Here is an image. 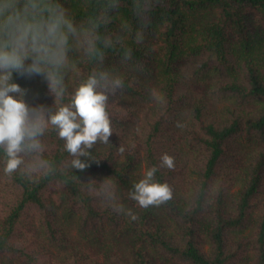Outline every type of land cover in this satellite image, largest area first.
I'll use <instances>...</instances> for the list:
<instances>
[{
    "label": "trees",
    "instance_id": "obj_1",
    "mask_svg": "<svg viewBox=\"0 0 264 264\" xmlns=\"http://www.w3.org/2000/svg\"><path fill=\"white\" fill-rule=\"evenodd\" d=\"M63 2L77 19L95 7ZM145 21L137 44L140 22L121 0L107 29L132 60L106 50L124 87L109 94V142L80 157L83 170L51 128L46 175H6L0 150V264H264V0H151ZM91 68L66 82L64 103ZM12 79L30 107L54 106L42 76ZM153 166L173 198L142 208L129 192Z\"/></svg>",
    "mask_w": 264,
    "mask_h": 264
},
{
    "label": "clouds",
    "instance_id": "obj_2",
    "mask_svg": "<svg viewBox=\"0 0 264 264\" xmlns=\"http://www.w3.org/2000/svg\"><path fill=\"white\" fill-rule=\"evenodd\" d=\"M92 3L93 10L77 19L63 0H0V150L6 175L19 171L31 179L35 173L53 171L42 155L41 138L49 128L64 141L63 150L72 157V169L83 170L86 164L80 157L88 156V149L98 141L109 142L113 131L107 102L110 93L124 87V80L103 67L106 50H118L123 63L132 60V49L125 46L120 32L107 30L121 0ZM150 5L151 0H132L133 15L140 22L134 32L137 44L144 41ZM120 29L132 32L126 21L121 22ZM81 64L92 65L91 71L78 81L70 100L64 103L66 82L80 76ZM14 72L27 78L42 76L54 96V106L30 107L24 99L25 90L13 82ZM160 166L174 169V158L162 154ZM157 171L155 166L147 169L129 192L142 208L160 206L173 198L171 186L154 179ZM127 215L137 219L131 210Z\"/></svg>",
    "mask_w": 264,
    "mask_h": 264
},
{
    "label": "rangeland",
    "instance_id": "obj_3",
    "mask_svg": "<svg viewBox=\"0 0 264 264\" xmlns=\"http://www.w3.org/2000/svg\"><path fill=\"white\" fill-rule=\"evenodd\" d=\"M145 172H146V169H145V167H143V168L141 169V173L144 175ZM73 233H74V234L77 233V229H76V228H74Z\"/></svg>",
    "mask_w": 264,
    "mask_h": 264
}]
</instances>
